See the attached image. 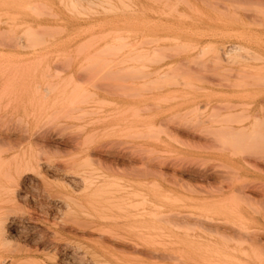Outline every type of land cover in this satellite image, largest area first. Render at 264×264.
I'll use <instances>...</instances> for the list:
<instances>
[{"label": "rangeland", "instance_id": "rangeland-1", "mask_svg": "<svg viewBox=\"0 0 264 264\" xmlns=\"http://www.w3.org/2000/svg\"><path fill=\"white\" fill-rule=\"evenodd\" d=\"M98 1L63 10L52 35L0 36V132L53 135L0 149L42 162L0 188L6 220L21 218L5 220L0 258L37 246L45 264H264V0ZM105 230L156 255L113 248Z\"/></svg>", "mask_w": 264, "mask_h": 264}, {"label": "bare ground", "instance_id": "bare-ground-1", "mask_svg": "<svg viewBox=\"0 0 264 264\" xmlns=\"http://www.w3.org/2000/svg\"><path fill=\"white\" fill-rule=\"evenodd\" d=\"M96 1H98V0H96ZM100 1V0H99ZM98 1V2H99ZM102 1H104V0H102ZM80 2H81V0H0V15H2V14H5V16H6V13L8 14L9 13V17L8 18H0V23L2 24H6V26H7V29H3L2 31L0 30V36H2L1 34H3V36H4V33H5V36H7L8 34V36H10L11 35V33H14V27H17V26H23V30H22V33H28V34H37V32L38 31H41V30H43V31H41V33H40V35L39 36H41L42 35V33L43 32H45V30L46 29H48V30H46V31H50L49 30V26L54 22V21H56V20H66V18H65V15H64V13H63V10H65V9H67V10H69V9H71V11L78 5V7L81 5L80 4ZM90 2H92V1H90ZM95 2V1H94ZM88 3H89V0H88ZM87 3V4H88ZM80 4V5H79ZM93 4V3H92ZM104 4V3H103ZM105 5H107V3L105 4ZM108 5H109V3H108ZM26 7V8H32V10H30V11H33V10H38V9H41V6H42V8L44 9V11H46L47 12V10L49 9V12H45L47 15L46 16H38V14H36L35 16H32V15H30V14H21L20 12H17L18 11V8L19 7ZM44 6V7H43ZM114 6V5H113ZM36 7H38L37 9H35ZM110 7H112V6H110ZM47 10H46V9ZM76 9V8H75ZM80 9V8H79ZM91 9V8H90ZM107 9V8H106ZM27 10V9H26ZM42 10V9H41ZM41 10H39V12L41 11ZM66 10V11H67ZM71 11H69L70 13H72ZM74 11H77L78 12V10L76 9V10H74ZM86 11V10H85ZM105 11V10H104ZM107 11V10H106ZM110 11V10H109ZM43 12V11H42ZM84 12V11H83ZM106 13V12H105ZM40 14L41 15H44V13L42 14L41 12H40ZM75 14H76V12H75ZM77 14H79V12L77 13ZM101 14V13H100ZM91 15V14H90ZM80 16H81V14H80ZM35 18H36V20H35ZM37 21V22H36ZM71 23V22H70ZM72 25V24H71ZM48 26V27H47ZM43 27H47V28H45V30L44 29H42ZM53 27V31H54V25L52 26ZM87 27V26H86ZM64 28V27H63ZM89 28H90V26H89ZM41 29V30H40ZM58 30H59V32L61 31V33H62V31H64V29H59L58 28ZM2 32H4V33H2ZM48 33V32H47ZM52 33L53 32H51L50 31V34L52 35ZM115 33H117L116 31H115ZM20 34V33H19ZM18 34V36H21L22 34H20L19 35ZM36 34H35V36H36ZM39 34V33H38ZM46 34V33H45ZM58 33H55V35H57ZM60 35V34H59ZM95 35V34H94ZM97 35V34H96ZM95 35V36H96ZM11 36H14V34H12ZM34 36V37H35ZM16 39H19V38H17L16 37V34H15V36H14ZM29 37V36H28ZM32 37V36H31ZM103 37V36H102ZM108 37V36H107ZM117 37V36H116ZM115 37V38H116ZM90 38V37H89ZM99 38V37H98ZM123 38V37H122ZM13 39V38H12ZM26 39H27V41H29L28 39L29 38H27L26 37ZM117 39H118V37H117ZM159 39H161V38H159ZM175 41H177V39L176 38H173ZM4 40V39H3ZM32 40V39H31ZM38 41V39H35V41ZM41 40V39H40ZM89 40V39H88ZM91 41H92V36H91V39H90ZM123 40H125V39H123ZM0 41H1V39H0ZM6 41H7V39H6ZM10 41V40H9ZM20 41H21V38H20ZM24 41H26L25 39H24ZM32 41H34V39L32 40ZM115 41V40H114ZM94 44V43H93ZM90 46H91V44H89ZM95 45V44H94ZM119 45V44H118ZM93 46V45H92ZM186 46V45H185ZM184 45L182 46L181 45V47L182 48H186ZM88 47V46H87ZM104 47V46H103ZM102 47V48H103ZM180 47V46H179ZM180 47V48H181ZM107 51V50H106ZM42 90H43V93L42 94H44V92H46L48 89H46L45 88V91H44V88H42ZM49 93V92H48ZM47 93V94H48ZM41 94V95H42ZM46 94V93H45ZM44 94V96L43 97H45L46 95ZM17 132V131H16ZM26 133V132H25ZM34 133V132H33ZM46 133H48V132H46ZM55 135H57V134H55ZM187 135V134H186ZM53 136V135H52ZM50 134H45V133H42V134H38V135H24V136H22L21 135V133L19 134H17V136L14 134V137H16V139L15 138H11V135H10V133L9 132H0V145H2L3 147H0V149L1 148H4V145H8V147H9V145H10V143L12 142V140H17V139H19V140H21L22 138L21 137H23V139H25V141L27 142V143H32V142H40V143H42V146L41 147H43V144H48V142H49V140H52L51 139V137H52ZM191 136V135H190ZM58 137V136H57ZM21 138V139H20ZM61 138V137H60ZM22 139V140H23ZM62 139H64V138H62ZM61 139V140H62ZM73 139V138H72ZM76 139H77V137H76ZM21 140V141H22ZM59 140V139H58ZM65 140V139H64ZM73 140H75V139H73ZM24 141V140H23ZM54 141V140H53ZM15 142V141H14ZM72 142H75V141H72V140H68V142H67V139L65 140V141H63V143L64 144H68V146L70 145V144H72ZM77 142H79V141H77ZM18 143V142H17ZM21 143V142H20ZM19 143V144H20ZM50 143H52V142H50ZM49 143V144H50ZM56 143V142H55ZM82 143V142H81ZM35 145H37V147L36 148H38V147H40V146H38V144H36V143H34ZM54 144V143H53ZM57 144V143H56ZM13 145H15V144H13ZM18 145V144H17ZM29 145V144H28ZM39 145H41V144H39ZM57 145H59V146H61L62 147V144L60 145V143L59 144H57ZM77 145V144H76ZM79 145V144H78ZM77 145V146H78ZM20 146H21V144H20ZM52 146V145H51ZM54 146V145H53ZM64 146V145H63ZM10 147H12V149H14L13 148V146H10ZM16 147V146H15ZM44 147H46V145L44 146ZM43 147V148H44ZM65 147H66V145H65ZM70 148H71V146H69ZM73 147V146H72ZM76 146H75V143H74V148H75ZM6 148V147H5ZM18 148V147H17ZM48 148V147H47ZM50 148V147H49ZM73 148V149H74ZM8 149V150H7ZM12 150L11 148H6V150L7 151H10V150ZM60 149H62V148H60ZM77 149V148H76ZM2 150V149H1ZM5 150V149H4ZM4 150H2V151H4ZM6 150H5V152H6ZM39 150V149H38ZM40 150H41V148H40ZM52 150V149H51ZM55 150V149H54ZM72 150V149H71ZM2 151H0V177L1 178H4L6 181H5V183L3 184V185H1L0 184V188L2 189V187H3V190L4 189H8V187L10 186V185H12V186H18L17 184H19L20 182H19V180H22L23 178H25L24 176L27 174V176L30 174V175H32V174H38L39 175V173L37 172L38 170H37V168H40V164L42 163V162H40V159H36V158H34L33 156H30V155H27V154H24V152H22V150H21V155H19L17 152H14V154H10V156H6V155H3L2 154ZM24 151V150H23ZM48 151V150H47ZM37 153V152H36ZM41 158V157H40ZM255 159V158H254ZM42 160V159H41ZM45 163V162H44ZM255 163H256V161H255ZM263 164V163H262ZM50 165V164H49ZM257 165V164H256ZM258 166V165H257ZM264 166V165H263ZM74 169V168H73ZM58 170V169H57ZM59 171V170H58ZM41 173V172H40ZM41 175V174H40ZM205 175V174H204ZM207 175V174H206ZM79 178V177H78ZM26 179V178H25ZM28 179V178H27ZM59 180H60V178H58ZM19 182V183H18ZM76 183V182H75ZM20 186H22V185H20ZM20 186H18V187H20ZM31 186V185H30ZM88 186V185H87ZM16 187H12V189H11V187L9 188V189H11V190H14ZM22 188V187H21ZM75 188V187H74ZM84 188H86V186H84ZM250 188V187H249ZM6 189V190H7ZM8 189V190H9ZM76 189V188H75ZM87 189V188H86ZM85 189V190H86ZM251 189V188H250ZM2 190V191H3ZM6 190H4V192H6ZM8 190H7V193H9L8 192ZM71 190H74V189H72L71 188ZM83 190V189H82ZM102 192H100L101 194L103 193V194H109L110 192L112 193L113 191H114V193H118V192H120V191H116L115 192V190H112V191H109V190H107V189H102L101 190ZM121 191H123V192H127V191H125V188H124V190H122L121 189ZM12 193H14L13 191H11ZM17 192V191H16ZM73 192V191H72ZM99 193V192H98ZM111 193H110V195H111ZM128 193H130V194H132L133 195V197H134V193L132 192V190L131 191H129L128 190V192H127V195H128ZM143 193V192H142ZM6 194V193H5ZM5 194H4V196H5ZM10 195H12V194H10ZM3 196V195H2ZM136 196H137V194H136ZM135 196V197H136ZM1 197V196H0ZM7 198V197H6ZM12 198V197H11ZM119 198H120V196H119ZM124 197H122L121 198V200L123 199ZM5 199V198H4ZM4 199H3V201H4ZM10 200V199H9ZM116 200H120V199H116ZM129 200V199H128ZM141 200V199H140ZM2 201V203H4ZM125 201V200H124ZM6 202V201H5ZM74 202V201H73ZM129 202V201H128ZM0 203H1V200H0ZM8 203H10L9 201H8ZM116 203V202H115ZM121 203V202H120ZM127 203V202H126ZM134 205H132L131 206V209L133 210V214H131L130 216H131V218H132V220H134L135 221V219H136V221L137 220H142V219H146V217L144 216V214L142 215L141 213H140V205H137V204H135V203H138L137 201H133L132 202ZM87 204V203H86ZM131 204V203H130ZM67 205V204H66ZM125 205H128V204H125ZM14 207H15V205H14ZM115 208V207H114ZM84 209V208H83ZM2 210H3V208H2ZM8 209H6L5 208V210H3V212H5V211H7ZM117 210H120V209H117ZM8 211H10V210H8ZM120 211H122V209L120 210ZM58 212V211H57ZM71 212V211H70ZM75 212V211H74ZM9 213V212H8ZM11 214H13V216H14V212H12ZM7 213L6 214H2V212H1V207H0V241H2V242H4L5 243V245L3 244V246L5 247L8 243H6V241H8V234H6L5 232V230H4V223H5V220H6V218H8L7 216ZM19 215H20V213H19ZM72 215H74V214H72ZM9 216V215H8ZM76 216V215H75ZM22 217V216H21ZM26 217V216H25ZM156 216L155 215H147V221H149V222H151V224H152V222L154 221V218H155ZM30 218V217H29ZM20 219L21 218H19V217H17V218H9V219H7L6 221H14V222H17V223H19L20 222ZM22 219H24V218H22ZM71 219H73L72 221H76V219H74V218H71ZM120 219V218H119ZM24 220H26V219H24ZM29 220V219H28ZM28 220H26V221H28ZM32 220V219H31ZM78 221V220H77ZM133 221V222H134ZM144 221L145 220H143V221H137V223L139 222H143V226H144ZM204 221V220H203ZM212 221V220H211ZM22 222V221H21ZM68 222H70L69 220H68ZM208 222H210V221H208ZM29 223V222H28ZM70 223H73V222H70ZM136 223V222H135ZM134 223V224H135ZM139 223H138V227H139ZM140 223V225H142ZM22 223H20V225H21ZM30 224V223H29ZM32 224V223H31ZM80 224V226L82 225V226H84L82 223H79ZM89 224H91V223H89ZM148 224H150V223H148ZM22 225H24V224H22ZM26 225V224H25ZM55 225V224H54ZM60 225H63V224H60ZM65 225V224H64ZM75 225V224H74ZM92 225V224H91ZM216 225V224H215ZM13 226V225H12ZM76 226H78V225H76ZM9 227H10V225H9ZM19 227V226H18ZM30 227V226H29ZM55 227H57L56 225H55ZM59 227V226H58ZM71 226H68V228H70ZM88 227V226H87ZM6 228V227H5ZM16 228V227H15ZM14 228V229H15ZM72 228V227H71ZM74 228V227H73ZM82 228V227H81ZM85 228V227H84ZM150 228H152V226H150ZM206 228H208V227H206ZM7 229V228H6ZM59 229H60V227H59ZM64 229V228H63ZM91 230H92V228H90ZM95 229V228H94ZM97 229V228H96ZM209 229V228H208ZM10 230V229H9ZM19 230H21V229H19ZM61 230H62V228H61ZM221 230H223V229H221ZM228 230V229H227ZM74 231V230H73ZM80 231V230H79ZM107 233V236H108V238H106V239H108V242L113 246V248H115V247H117L118 249H120V250H124V251H130V252H137V253H141V254H146V255H149V256H155L156 254H155V250H153V249H146V250H142V247H141V245H140V240H139V234H135V236H128V235H126V234H124L123 232H121V231H113V230H109V232H108V230H105ZM113 231V232H112ZM138 233L139 232H142L143 230H136ZM209 231V233L211 232L210 230H208ZM235 231V230H234ZM237 231V230H236ZM56 231H54L53 230V237L52 238H55V233ZM77 232V231H76ZM97 232V231H96ZM148 232V234L149 235H151V238H152V236H154L155 234H156V231L155 230H148L147 231ZM216 232V231H215ZM218 232V231H217ZM233 232V231H232ZM239 232V231H238ZM235 233V234H239V233H241L242 231H240L239 233ZM8 233V232H7ZM17 233H19V232H17ZM80 233V232H79ZM105 233V232H104ZM15 234H16V232H14V236H15ZM23 234V233H22ZM31 234V233H30ZM58 234V233H57ZM56 234V235H57ZM148 234H145V235H148ZM214 234V233H213ZM217 234V233H216ZM219 234V233H218ZM221 234V233H220ZM235 234H232L233 236L235 235ZM12 234H10V236H11ZM17 235V234H16ZM102 235V234H101ZM105 235V234H104ZM248 235V234H247ZM18 236V235H17ZM20 236V235H19ZM18 236V237H19ZM26 236V235H25ZM38 236V235H37ZM239 236H241L240 234H239ZM239 236H237V237H239ZM21 237V236H20ZM41 237V236H40ZM42 237H44L43 235H42ZM41 237V238H42ZM100 237V236H99ZM104 237V236H103ZM147 237H150V236H147ZM155 237H157V235L155 236ZM159 237V236H158ZM157 237V238H158ZM243 237H246V234H245V236H241V238H243ZM154 238V237H153ZM247 238V237H246ZM258 238V237H257ZM11 239H14V238H11ZM16 239H18L17 237H16ZM20 239V238H19ZM18 239V240H19ZM44 239V238H43ZM46 240H48V239H46ZM51 240V239H50ZM54 241V240H53ZM47 242V241H46ZM57 242V241H56ZM10 243V242H9ZM15 243L16 242H14L13 244L15 245ZM45 243V242H44ZM55 243V242H54ZM157 242L155 241L154 242V244H156ZM2 244L0 245V246H2ZM13 244H11L12 246H13ZM36 244V243H35ZM57 244V243H56ZM55 244V246L54 247H56L57 245ZM145 244H147V242L145 243ZM17 245V244H16ZM14 246V247H17V246ZM20 245H22V244H20ZM51 245H53V242H52V244ZM8 246H10V245H8ZM20 248H17L16 249V251H14L13 252V250L15 249V248H11V250H10V252H12V253H10V254H8V255H6V256H4L3 258H0V264H14V263H18V264H45L43 261H41V259L40 260H37V258H34V257H36L37 255H39V253L40 254H45V256H46V253L48 252H46L45 250H42V249H40L39 248V250H37L38 248H37V246H34V247H32V248H26L25 246L24 247H21V246H19ZM48 247V246H47ZM6 248H7V246H6ZM10 249V248H9ZM8 249V250H9ZM54 249V248H53ZM57 249V248H56ZM7 250V252H9ZM143 254V255H144ZM157 254H159V253H157ZM123 255V254H122ZM145 255V256H146ZM42 256H44V255H42ZM44 256V257H45ZM53 256V255H52ZM115 257V256H114ZM45 258H47V259H49L50 260V257L47 255ZM53 258V257H52ZM39 259V258H38ZM54 260V259H53ZM74 260V259H73ZM117 260V259H116ZM120 261V260H119ZM7 262V263H6ZM215 263V262H214ZM99 264V263H98ZM210 264V263H209Z\"/></svg>", "mask_w": 264, "mask_h": 264}]
</instances>
